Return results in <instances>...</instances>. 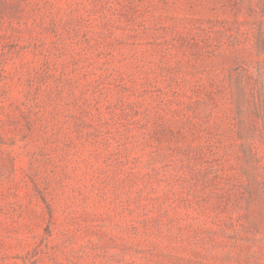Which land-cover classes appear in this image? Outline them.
<instances>
[{"label": "rangeland", "instance_id": "rangeland-1", "mask_svg": "<svg viewBox=\"0 0 264 264\" xmlns=\"http://www.w3.org/2000/svg\"><path fill=\"white\" fill-rule=\"evenodd\" d=\"M0 264H264V0H0Z\"/></svg>", "mask_w": 264, "mask_h": 264}]
</instances>
